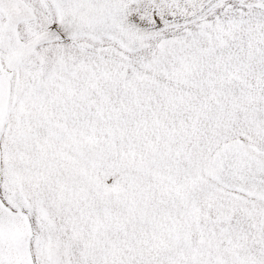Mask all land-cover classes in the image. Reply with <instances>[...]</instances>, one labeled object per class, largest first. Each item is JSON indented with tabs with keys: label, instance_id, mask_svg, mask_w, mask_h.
Returning <instances> with one entry per match:
<instances>
[{
	"label": "snow or ice",
	"instance_id": "6c2138e0",
	"mask_svg": "<svg viewBox=\"0 0 264 264\" xmlns=\"http://www.w3.org/2000/svg\"><path fill=\"white\" fill-rule=\"evenodd\" d=\"M0 264H264V0H0Z\"/></svg>",
	"mask_w": 264,
	"mask_h": 264
}]
</instances>
